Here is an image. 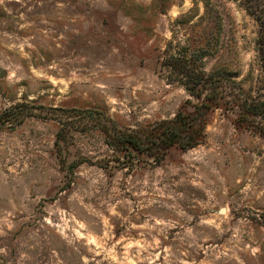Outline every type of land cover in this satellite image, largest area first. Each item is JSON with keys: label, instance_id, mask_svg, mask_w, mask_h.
<instances>
[{"label": "rangeland", "instance_id": "374dc122", "mask_svg": "<svg viewBox=\"0 0 264 264\" xmlns=\"http://www.w3.org/2000/svg\"><path fill=\"white\" fill-rule=\"evenodd\" d=\"M204 1L0 0L4 262L264 264L263 120L218 107L201 143L158 163L105 142L196 101L160 62L199 37ZM208 1L222 46L204 70L239 61L243 76L257 22L238 0Z\"/></svg>", "mask_w": 264, "mask_h": 264}, {"label": "trees", "instance_id": "16d2710c", "mask_svg": "<svg viewBox=\"0 0 264 264\" xmlns=\"http://www.w3.org/2000/svg\"><path fill=\"white\" fill-rule=\"evenodd\" d=\"M238 1L258 25L255 54L246 74L241 76L239 61L229 65L220 64L217 60L208 71L204 70L203 57L217 54L222 46L217 43L215 32H211L217 24L220 25L219 11L205 0L204 16L208 25L198 29L197 39L186 38L182 45L177 42L178 50L168 52L160 62L162 67H171L175 73L174 79L196 101L187 100L172 117L140 126L136 130L105 129V142L114 150L115 157H126L130 165L134 159L158 163L171 147L181 150L191 148L204 140L210 114L218 107L235 112V122L248 128L255 127L258 120L264 121V0ZM164 51L170 50L166 46ZM263 127L260 126L259 131L264 135ZM61 139L59 133L56 145ZM0 264L10 263L4 262L0 256Z\"/></svg>", "mask_w": 264, "mask_h": 264}, {"label": "water", "instance_id": "95a60500", "mask_svg": "<svg viewBox=\"0 0 264 264\" xmlns=\"http://www.w3.org/2000/svg\"><path fill=\"white\" fill-rule=\"evenodd\" d=\"M220 212H223L224 211V208H220V210H219Z\"/></svg>", "mask_w": 264, "mask_h": 264}]
</instances>
